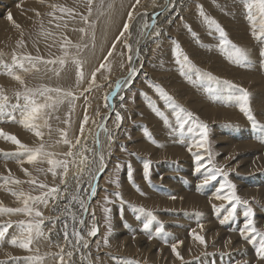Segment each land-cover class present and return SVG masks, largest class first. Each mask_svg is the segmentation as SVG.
Listing matches in <instances>:
<instances>
[{
	"label": "rangeland",
	"instance_id": "374dc122",
	"mask_svg": "<svg viewBox=\"0 0 264 264\" xmlns=\"http://www.w3.org/2000/svg\"><path fill=\"white\" fill-rule=\"evenodd\" d=\"M172 1L180 8L164 17V22L169 21V28L165 32L167 36L155 38L158 42L153 45L151 53L149 52L145 56L143 67L138 68L135 76L128 82V86L122 93L124 100L121 103L123 105L121 109L124 113V124L119 133H116V140H110L108 143L106 152L109 160L108 168L101 172L102 176L98 180H103L102 185L93 200L94 215L98 219L96 223H100V232L89 247L93 264H227L230 257L236 256L238 253L244 254L242 256L244 260L241 263L232 264H250L251 255L248 252L253 255L255 251L253 244L248 243L245 247L240 246L239 236H227L221 229L227 225L232 227L235 218L241 216L237 212L239 209H247L252 206L254 211L257 207L255 206L257 205L256 199H249L246 206L242 203L238 204L235 216L224 224H221L220 220L227 212L224 209L217 212L213 205H216L217 208L220 205L230 208L231 205H228L226 201L211 204L210 211L214 210L213 217L220 226L212 239L209 238L212 231L207 226L203 229L199 226L190 227L180 219L179 215L182 212V218L186 216L187 220L195 218L196 222H204L208 203H201L192 195V191L201 195L213 192L218 187L217 182L225 183V177L222 174L218 175L215 181L200 187L201 191L197 188V182L201 185L203 173L206 174L207 171L206 168H202L200 172L195 170L194 157L188 151V147L192 144L193 138L199 139V129H196L194 133H189L187 127H195L190 121L182 136L179 132H174L173 128L176 127L174 107L169 106L170 102L159 94L154 85L162 87L174 98L175 104L191 111L201 122L207 124L208 138L205 148L192 147V152H199L207 157L210 154L213 168H221L228 173L227 180L236 186V194L241 200H244L236 189L237 185L233 176L235 177V174L240 172L245 164L237 153L229 154L227 149V137L230 135L227 127H240L237 126L239 125L238 120L205 117L199 113L195 105H192V102L195 96L204 98L202 100L208 104L212 103L227 109L234 108L233 110L246 122L243 127L252 128V122L240 111L239 103L236 100V97L241 94L239 89L223 83L225 80L231 81L234 85L248 90L250 93L249 106L252 113L259 121H257L258 124L264 125V119L259 118V111L252 101L254 97L252 94L254 88H251L252 81L245 77L247 73H256L264 82V56L260 54L264 49V44L258 42L251 35V25L247 19L244 0H184L181 5H178L179 0ZM160 2L163 0H140V4L136 6L133 13V19L128 21L127 14L132 10L131 6L135 0H92L90 6L88 0H44L43 3L40 0H0V91L9 98L6 111L0 113V128L5 126L7 127L5 132L16 135L23 143L29 146H38L41 142L40 139L18 122L22 119L21 110L14 109L13 106L18 103L22 106L25 100L23 95L18 100L16 93H23L26 88L35 90L42 87H58L65 91H72L77 99L65 98L62 103L56 105L55 110H48L51 133L48 128L41 129L44 132L43 142L46 150L57 154L69 150L68 146L62 142L56 143L61 140L58 130L65 129L68 139L74 143L76 137L80 135V124L83 121L85 110L89 121L84 126L82 138L86 140L88 133L98 129L102 115L107 111L104 94L132 68L128 60L130 52L125 45H129L131 37L137 33V30H141L143 22L139 18L143 16L147 18L149 14L147 15L145 12L159 8L157 4ZM49 5L73 9L74 18ZM198 5L203 6L205 15L215 19L224 28L233 43L248 51L249 60L247 63H235L229 58L227 51L220 47L218 32L214 28H209L203 17L199 15ZM150 6L153 8L147 9ZM89 7H91L90 14ZM37 12L40 13L39 16L36 15ZM9 13L15 24L20 25L19 28L8 20ZM173 13V18H170ZM83 17L87 18V22ZM134 18H137L138 21ZM125 22H129V30L132 31L128 30L124 36L120 37ZM189 26L191 31H189ZM231 27L232 29H230ZM81 28L85 29V32H80ZM117 37H120L118 42ZM65 38L71 43L61 47ZM20 41H23V45L20 44ZM174 41L179 43L183 53L197 68L202 72L211 73L218 78L219 82L207 78L197 79L192 72L187 75L181 74L180 65L176 63L174 56ZM114 43L115 49L112 56L108 57V52ZM142 46L145 47V45ZM147 50L149 51V49ZM65 51L69 53L66 57L64 56ZM13 53L18 57L30 54L33 57H43L45 60L63 57L65 64L61 66L58 62L56 64L38 62L37 68L32 69L31 65L25 62L29 71L16 70V74L20 75L25 82L24 85H21L7 74L5 68L6 64L13 63ZM105 57H107V61H105ZM74 58L82 61L81 70L84 72V79L79 86L77 85V66L73 63ZM101 63H105L106 67L96 73V83L92 85L91 91L85 92L84 89L89 87L91 73L99 68ZM122 64L123 67H121ZM57 72L59 75L56 74ZM189 75L192 76L191 80L188 78ZM225 89L226 91H224ZM50 95L56 96L55 93H50ZM36 99L40 102L44 100L39 96ZM156 109L164 113L172 128L165 125L163 118L157 115ZM12 115L16 117L15 122L10 118ZM66 119H70V124L64 123ZM41 123L43 122L41 121ZM218 134L226 141L222 146L217 141ZM254 142L264 145L262 140H254ZM2 144L6 147L3 148ZM94 144L95 141L90 146L93 148ZM221 147H223V152L220 151ZM96 148L98 149V147ZM204 150L208 151V155L203 154ZM15 151V145L0 137V153H14ZM0 157V162L7 161L0 168V177L8 176L10 169L13 178L23 181L19 185L11 182L5 185L3 179H0V202L6 207H21L23 198L18 200L10 192L5 191V188L17 192L23 191L25 194L40 195L39 188L27 183L29 179L36 178L39 182L50 187L62 185L59 175L54 178L50 172L38 171V169L46 170L49 167L46 161L31 165L26 162L23 168L28 169L31 173V176H28L22 170V166L17 163L16 157L2 154ZM146 162H150L147 178L144 174ZM88 166L89 161L84 167ZM71 169L76 171L74 167ZM262 170L264 167L259 168V171ZM58 171L61 170L58 169ZM262 175L264 173H260V177ZM252 176L257 182H264V179ZM179 186L186 190L187 197L176 196ZM204 190L206 191L203 193ZM223 191L227 195L229 189L225 187ZM116 192L121 194L122 200L114 195ZM2 196L7 199L1 198ZM172 196L175 199L170 198ZM254 201L256 202L254 203ZM39 207L45 213L46 208L43 205ZM105 208H108L109 212L105 213ZM140 208L145 211H139ZM147 212H152L156 220L145 231L143 223L149 219ZM27 219L29 218L22 214L0 215V223L13 222V228L9 230V234L13 232L18 234L15 222ZM252 219L256 227L254 215ZM50 223L46 219L42 226L46 234ZM161 223L164 225V232L157 234L156 229ZM68 224L71 227L72 223L68 222ZM176 224L178 225L175 226ZM187 229L190 232H187ZM193 230L196 234L204 236L206 246L194 240L191 235ZM105 237L108 239L107 245L104 244ZM52 241L53 243L44 239L39 241L38 247L41 254L55 253L59 250L54 246L55 241L53 239ZM177 241H183V244L178 246L183 260L177 259L171 250V245ZM10 246L8 244L9 249L4 250L12 249L10 251L12 256L21 258L19 264H24L23 257L31 255L23 249ZM246 252L248 253L247 257H245ZM156 253L159 254L158 257L154 255ZM82 255L87 257L85 252H81L80 255L74 254L72 262L81 260ZM6 256L7 254L3 261L8 260ZM81 261H85V259ZM47 264H55V261L49 259Z\"/></svg>",
	"mask_w": 264,
	"mask_h": 264
},
{
	"label": "snow or ice",
	"instance_id": "6c2138e0",
	"mask_svg": "<svg viewBox=\"0 0 264 264\" xmlns=\"http://www.w3.org/2000/svg\"><path fill=\"white\" fill-rule=\"evenodd\" d=\"M41 3L44 0H40ZM166 2H170V0H166ZM89 6L92 4V0H88ZM140 4V0H135V3L131 6L132 10L128 12V21L133 19V13L137 5ZM53 9H58L60 12L67 14L70 17L74 18V10L69 9L63 6L58 5H49ZM199 15L203 17L204 22L209 26V28H214L216 32L219 34V44L220 47L227 51L229 58L233 60L235 63H247L249 60L248 51L240 46H237L233 43L229 38L224 30V28L213 18L208 17L205 15L203 6L198 5ZM244 7L247 12V19L251 25V35L261 44H264V0H244ZM89 14L91 13V7L88 9ZM36 15H40L39 12ZM52 15V13H49ZM8 20L13 22L14 26L19 28V24H15L13 21L12 15L8 14ZM85 22H87V18L83 17ZM59 27V25H57ZM155 26V18L152 19V23L148 24L147 22L143 25V28L147 29L149 27ZM130 24L129 22H125L123 25V30L120 32V37L124 36V33L129 30ZM75 31V29H74ZM80 32H85V29H79ZM189 31L191 28L189 26ZM159 35V33H157ZM195 36V33H193ZM120 37H117V42L119 41ZM71 43L67 38L64 39L61 47ZM174 47V56L176 58V63L180 65L181 74L187 75L189 72L195 74L197 79H209L218 81V78L213 76L211 73L202 72L199 68H197L190 60V58L183 53L181 46L179 43L173 42ZM20 44L23 45V41H20ZM129 52H131V45H125ZM79 47V45H76ZM86 47V46H85ZM115 49V43L112 46V49L108 52V57L112 56V52ZM264 56V49L261 50L260 53ZM69 53L67 51L64 52V56H68ZM139 54L137 53V56ZM129 62L132 60V56H128ZM13 63L11 65H5L7 69V74L11 75L12 78L19 82L21 85H24L23 78L16 74V70L19 69L21 71L27 72L30 69L25 66V62L31 65L32 69L37 68V63H44V64H56L57 62L63 66L65 64V59L63 57H59L52 60H45L43 57L36 56L33 57L32 55H23L18 57L15 53L12 55ZM105 61H107V57H105ZM73 63L77 66V85L79 86L80 82L84 79V72L82 69V61L78 58L73 59ZM106 64L101 63L99 68L95 69L91 73V79L89 80V87L84 89L85 92H89L92 89V85L96 83V73L99 72L101 69L105 68ZM123 67V64L121 65ZM38 70V69H37ZM187 70V71H185ZM136 73L135 68L129 69V77L134 76ZM59 75V72L56 73ZM189 80L192 79V76H188ZM127 80H117L115 82L114 93H118L121 91L122 84H126ZM219 82V81H218ZM224 84L229 85L230 87H235L239 89L241 93L238 97H236L237 102L239 103L240 111L245 114L247 119L252 122L253 127H261L264 128V125H259L255 116L252 113V110L249 106V98L250 93L247 89L241 88L238 85H234L231 81H223ZM156 87L159 94L164 97L167 101L170 102L169 106L174 107V115H175V122L176 127L173 128L174 132H179L182 136L185 132L186 125H189V122H193L195 127L189 126L187 127V131L189 133H194L196 129H199V139L193 138L192 144L189 145L188 151L193 155L194 162L196 164L195 170L200 172L202 168H207L202 161L205 157L198 152H192V147H196L198 149L205 148L208 138V126L207 124L201 122L198 117L194 116L191 111H187L182 106L175 104L174 98L169 95L162 87L159 85H154ZM50 93H55L56 96L50 95ZM23 95L25 103L21 106L19 103L14 105L13 108H19L21 110L22 119L18 122L23 125V127L31 132L34 133L35 137L40 139V143L38 146H29L26 143H23L16 135L10 134L5 132L2 128H0V137H3L6 141H10L13 145L16 146V151L14 153H0L4 156H12L17 158V163L21 166L25 162L28 164H35V163H46L49 167L45 169H38V171H46L50 172L52 176L55 178L56 176L61 177V184L67 185V176L70 168L76 167L78 172L73 173V180L76 182V192L77 195H73L71 200H77L78 194L81 191V174L84 172V166L86 162H88L89 158L84 153L87 151H91L88 149L86 144L81 145V137L83 136L84 126L88 123L89 117L85 110V115L83 121L80 124V135L76 137L75 142L73 143L70 139H68L67 131L65 129H59L61 135V140H58L56 143H63L68 146V151L64 153H53L47 151L45 148V144L43 142L44 132L41 130L42 128H48L49 133H51V125L49 124L48 120L50 118V112L48 110H55L56 105L63 102V99L71 97L73 100L77 99L75 94L72 91H65L61 88H51V87H42L40 89H25V92L16 93V97L19 100L20 96ZM43 97V102H40L36 99V97ZM105 100L108 99V96L105 95ZM123 100V97H121ZM9 103V98L5 95L2 91H0V113L6 111ZM107 106V105H106ZM123 107V105H121ZM178 109V111H176ZM157 115L163 118V121L166 126L172 128L171 123L169 122L168 118L164 115L163 112H160L159 109H156ZM99 115V113H97ZM11 120L13 122L16 121V117L12 115ZM123 117L121 116L120 112L115 113V120L117 122V127H119V122H121ZM41 121L43 123H41ZM65 124H70V119H66L64 121ZM102 130L107 134L108 139H112V135L108 132L107 127L101 125ZM97 147L100 145L99 141V133L96 135L95 141ZM75 150V151H74ZM63 157V158H54V157ZM79 157V160H77ZM209 163H211V155L209 154ZM100 160L103 161V156H100ZM149 163L146 162L144 164V174L147 178L149 175ZM61 170V171H58ZM22 170L25 172L26 175L31 176V173L28 169L22 167ZM9 175L5 177H0L3 179L4 184L7 185L9 182L12 184L19 185L23 183V181L13 178L11 176V170H8ZM89 174L91 175V169H88ZM223 175L225 177V183L220 186V191H223L225 187L229 189L227 195H221L220 192L216 194L217 200L226 201L228 205H231L230 208H226L225 205H220L217 208L216 205H213L214 210L219 212L221 209H224L227 214L224 215L223 219L220 220L221 224H224L226 221L233 218L236 214V207L238 204H245L247 205L249 202L247 200H241L240 197L235 192V185L231 183V181L227 180L228 173L224 172L221 168H213L208 169L206 174L203 176L202 183L200 187L204 185H208L210 182L215 181L218 175ZM27 183L34 185L36 188L41 190L40 195H31L25 194L23 191L17 192L13 189L5 188V191L11 193V195L17 197L18 200L22 197L21 200L22 206L21 207H6L0 202V215L4 214H22L27 216L29 219L27 220H19L15 222V228L18 230V234L13 232L9 234V230L13 228V222L8 221L4 223H0V242H7L9 245L18 247L20 249L25 250L31 255H27L23 257L24 264H47L49 259L55 261V264H72V257L74 252H79L81 246L84 249L88 248V242L85 238L84 233L86 232L87 236L93 237L96 236L99 229L97 224L95 223V218L93 214V223L90 228L86 227V222L82 218H77V215L71 211V209L67 206L64 208V213L71 217L72 224L71 227L69 226L67 220L63 223V227L60 230L62 232L63 243L59 242V233H56L58 239L55 242L54 246L59 250L55 253L46 252L44 254L40 253V249L38 247V243L41 239L47 240L49 243H53L52 235L55 230V226L53 228L48 229V233L46 234L44 228L45 220H52V217H45L44 213L40 210V205H43L45 208L48 206L49 200L56 199L57 195L61 192L59 186L50 187L49 185L39 182L36 178H31L27 181ZM91 187V185H89ZM117 186H119L117 184ZM47 189L46 191H44ZM66 190V189H65ZM96 189L95 187H91L90 196H95ZM115 196L121 198V194L119 192L114 193ZM175 199L174 196L170 197ZM107 199V198H106ZM71 203V201H69ZM80 207L83 209L84 212H87V208L84 205V200L79 199ZM105 213L109 212L108 208L104 209ZM139 211L144 212L143 208H140ZM149 219L147 222L143 223V229L147 231L153 221L156 220V217L152 212L146 213ZM244 216L247 218V222L245 223L244 227L240 230V235L243 240H245L249 244L256 245V256L257 259L264 260V232L258 231L253 222V210L251 207H248L247 210L244 212ZM201 229H203V225H200ZM157 234L164 232V225L161 223L159 227L156 229ZM194 240L198 241L201 245L206 246V241L204 236L198 235L193 230L191 233ZM104 244H108L107 237L104 238ZM183 244V241H177L171 245V250L175 254L177 259L183 260L180 252L178 251V246ZM67 257V259H66ZM20 257H14L9 254L8 260L0 261V264H8V261H11L12 264H19ZM85 259L82 255L81 260Z\"/></svg>",
	"mask_w": 264,
	"mask_h": 264
},
{
	"label": "bare ground",
	"instance_id": "6f19581e",
	"mask_svg": "<svg viewBox=\"0 0 264 264\" xmlns=\"http://www.w3.org/2000/svg\"><path fill=\"white\" fill-rule=\"evenodd\" d=\"M183 1L184 0H179L178 5H181ZM157 5H158L157 7H159V8L145 12V14H147V15L149 14L147 16V18L145 16L139 18V20L141 22H143V25L146 22L148 24H151L152 19L155 18V26L145 29V28H143V25H142L141 30L140 31L137 30V33L134 34L131 37V39L129 40L130 41L129 45H131V49H132L130 52V55L132 56V60L130 62V65L132 68L136 69V72L138 71V68L140 66H142L143 61L145 59V56L148 55L149 52L151 53L153 45L156 42H158V40H155V38L162 37L164 35L167 36V34L165 32H166L167 28H169V23H168L169 21L164 22V17L169 16L168 14L170 12L175 11V9L180 8V7L176 6L172 0H170V2H166V0H163V2H160ZM119 8H121V7H119ZM149 8H153V7L152 6L147 7V9H149ZM173 16H174V13L170 15V18H173ZM134 19L137 20V18H134ZM139 26H141V25H139ZM241 26H243V25H241ZM230 29H232V27ZM129 31H132V30H129ZM235 32L237 33V31H235ZM157 33H159V35H157ZM232 34H234V33H232ZM232 38H233V36H232ZM235 39H238V38H235ZM142 45H145V47H143ZM147 49H149V51ZM137 53L139 54L138 56H137ZM220 71H221V69H220ZM134 76L129 77V73H127L126 75H124L119 80H127L128 82H130V80ZM245 77L247 79H249L250 81H252L251 82L252 86L250 84L251 88H254V90H252V94L254 95V97L251 95L253 97L252 101H253L254 105L256 106L257 111H259L258 112V114L260 115L259 118L264 119V82H263L262 78L259 77L256 73H252V74L247 73V74H245ZM128 82L126 84H122L120 92L114 93V91H113L115 88V85H114L112 88H110L104 94V97H105V95L108 96V99L105 100V105H107L106 106L107 111L103 113L102 118H101V122L98 125L99 126L98 129L94 130L91 133H88L87 137H86V140H91V142H94V141H96L97 133H99L100 145L97 149V148H92L90 146L92 144H90V145L88 144L87 147L89 149H91V151H89V152L87 151L84 153L89 158V160H88L89 166L87 168L82 166V167H84V172L81 174V191L78 194V199L77 200H71L73 195H77L76 182L72 178L74 170L71 169L68 172L67 185L62 184L59 187L61 189V192L57 195L56 199H54V200L50 199L49 204L45 209L44 216L45 217H52L51 221L48 220L49 222H51L50 228H53V225L55 226V230H54V233L52 235V239L55 242L58 239L56 233H59V242L60 243L63 242L62 232L60 230L63 227V223L65 222L64 220H69L72 223L71 217L64 213L65 206L69 207L71 209V211L77 215L78 219L81 218V216H82V218L86 222L87 228H90L92 223H93V217H92L94 214V211H93V208H94L93 202L94 201L93 200L95 199L94 198L95 196H90L91 187H95L96 193L98 192L99 188L102 185V181H103L102 179H100V180H98V179L102 176L101 172L107 170L108 161H109L106 152H107V146H108V143L110 140L108 139L107 134L102 130V128L100 126L103 125V126L107 127L108 132L112 135L111 140H116V133H119L120 128L124 124V113L121 109L122 108L121 103L124 100V95L122 93L125 90V88L128 86ZM224 91H226V89ZM230 92H232V91L230 90ZM121 97H123V100H121ZM202 99L204 100V98H202V97L199 98V97L194 96L192 105H195L197 107L199 113L202 114L203 116L208 117V118L216 117L219 119H231L232 118V119L238 120L239 125H237V126L243 127L244 125H246V122L244 120H242L240 115L238 113H236L235 110H233L234 108L233 109L222 108L218 105H213L212 103H209V104L205 103V101H203ZM236 109H238V108H236ZM116 112H120L121 116L123 117L122 121L119 122V127H117V122L115 120V113ZM240 127H235V126H234V128L227 127V128H229L228 130H229V134H230L229 137H227V143H228L227 149L229 151V154L237 153L238 156L242 159V161L245 164L244 167L241 169V171L238 172L237 174H235L236 178L233 176V180L237 185L236 189H238L240 196H242L244 200L247 199V201H248L249 199H256L257 205H255V206H257V207L253 211V215L255 218L257 230L264 232V182L263 181L257 182V180L254 179V177L252 176V175H255L257 177H260V173H264V170L259 171V168L264 167V145H261L262 143L259 144L257 142H254V140L264 141V128H260V127H252V128L243 127V128H240ZM2 129L5 130V129H7V127L2 126ZM15 131H17V130H15ZM217 141L221 146L226 142L224 137H222L219 134L217 135ZM84 142H87V141H85V139L81 137V145H85ZM3 145L4 144H2L1 146H3ZM5 147L3 146V148H5ZM220 151L221 152L224 151L223 147H221ZM203 154L208 155V151L204 150ZM101 155L103 156V161L100 160ZM204 157H205V159L203 160L202 163H204L207 166L206 171L208 169H213L214 166L212 163H209L208 157L207 156H204ZM0 159H1V157H0ZM77 160H79V157H77ZM5 162H7V161H5ZM4 163L0 162V168L3 167ZM25 165H26V162L23 164V166H25ZM13 167L17 168L16 166H13ZM74 168L76 170L75 172H78V169L76 167H74ZM88 169H91V172H92L91 175L89 174ZM203 175H205V174L203 173ZM178 179H179V177H178ZM260 179H264V175H262L260 177ZM192 180H194V179H192ZM250 182H254V183L251 184ZM217 183H218V187L216 188L215 191L205 194L204 192L206 190H204L203 191L204 195H201L199 193H195L192 191V195L196 199H198L201 203H204V202L208 203V208H206V210H205V217H204L205 223L201 222V221L196 222L195 218H190L189 220H187L186 216H185V218H182V216H183L182 212L179 215L180 219L183 221V223L189 224L190 227H194V226L200 227L201 224L203 225V227L207 226L208 229L210 231H212L209 234V238H211V239L214 237L216 231L220 228V226H219V223L215 222L216 219L213 217V215H214L213 211L214 210L210 211V207H211L210 205L215 203V202L222 201V200H217L215 198L216 194L218 192H220L221 195H226V193L224 191H220V186L222 185V183L221 182H217ZM89 185H91V187ZM197 185H198L197 188L200 190L199 182H197ZM187 195H188V193L186 192V190L183 187L179 186L177 189V192H176V196L181 198V197H187ZM1 198L7 199V197H5V196H2ZM79 199L84 200V205L87 208V212H84L83 209L80 207ZM69 201H71V203H69ZM256 201H254V203ZM246 210L247 209H239L237 211L238 215H241V216L235 218V222L232 224L231 228H230L231 225H227L221 229V231L224 234H226L227 236H239L240 240H241L240 246H244V247L246 245H248V243L242 239V237L240 235V230L244 227L245 223L247 222V218L244 216V212ZM94 218H95V223H96V221L98 219H97V217H95V215H94ZM242 218H246V219L243 220ZM172 222H174V220H172ZM99 224H97V226H98V229L100 232V225ZM177 225L178 224H176L175 226H177ZM50 228H47V233H48V229H50ZM186 231L188 232L189 230L187 229ZM99 232H98V234H99ZM98 234L96 236L89 237V236H87L86 232L84 233L85 238H86L89 246L87 249H84L81 246L79 252H74V254L80 255L81 252H85L87 257L85 258V261L77 260L76 262H72V264H93L92 263V261H93L92 255H91L92 253H91V251H89V247H90V244L92 242H94V240L96 239ZM0 246H1L0 247V256H1L0 259H1V261L6 259V258H4L6 254H7L6 257H9V254L12 256V254L10 252L12 250L11 248H10L11 250H9V251L4 250V249H9L7 242L1 243ZM253 246L256 249V245L253 244ZM252 249H253V247H252ZM7 252H9V253H7ZM14 253H15V251H14ZM248 253L251 255V257H250L251 263L250 264H253L254 262H255L254 264H264V260L257 259L256 251H254L253 255L250 252H248ZM248 253L246 252L245 257H247ZM154 255L156 257L159 256L158 253H156ZM242 256H244V254L238 253V255L230 257L231 261L228 259L229 261L227 262V264H232L235 262L241 263V261L244 260V258ZM224 261H223V263H224ZM8 264H12V262L9 261Z\"/></svg>",
	"mask_w": 264,
	"mask_h": 264
},
{
	"label": "crops",
	"instance_id": "0c3cea01",
	"mask_svg": "<svg viewBox=\"0 0 264 264\" xmlns=\"http://www.w3.org/2000/svg\"><path fill=\"white\" fill-rule=\"evenodd\" d=\"M85 141H87V142H84V144H86V146H88V144L90 145V144H93V142H91V140H85ZM97 147V145H96V143L93 145V148H96ZM65 221V220H64ZM68 222H70L69 220H67ZM71 223V222H70Z\"/></svg>",
	"mask_w": 264,
	"mask_h": 264
},
{
	"label": "water",
	"instance_id": "95a60500",
	"mask_svg": "<svg viewBox=\"0 0 264 264\" xmlns=\"http://www.w3.org/2000/svg\"><path fill=\"white\" fill-rule=\"evenodd\" d=\"M99 232V231H98ZM98 234V233H97Z\"/></svg>",
	"mask_w": 264,
	"mask_h": 264
}]
</instances>
